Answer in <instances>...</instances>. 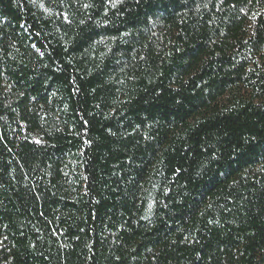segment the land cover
<instances>
[{
	"label": "trees",
	"instance_id": "1",
	"mask_svg": "<svg viewBox=\"0 0 264 264\" xmlns=\"http://www.w3.org/2000/svg\"><path fill=\"white\" fill-rule=\"evenodd\" d=\"M0 264H264V0H0Z\"/></svg>",
	"mask_w": 264,
	"mask_h": 264
}]
</instances>
